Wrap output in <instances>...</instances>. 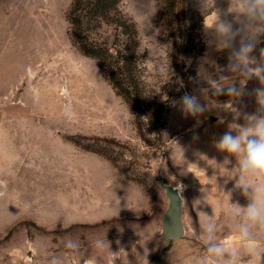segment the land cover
<instances>
[{
    "label": "rangeland",
    "instance_id": "rangeland-1",
    "mask_svg": "<svg viewBox=\"0 0 264 264\" xmlns=\"http://www.w3.org/2000/svg\"><path fill=\"white\" fill-rule=\"evenodd\" d=\"M71 1L0 0V264H109L113 253L114 264H198L203 246L192 232L204 220L199 211L214 210L219 239L239 246L231 203L247 200L234 188L238 177L230 179L235 170L220 166L228 154L215 143L229 125H242L241 114L258 113L256 76L228 71L230 49H219L206 27L211 13L197 32L204 51L191 71L171 58L159 23L164 0H121L137 29L146 91L166 107L161 131L148 125L141 138L99 62L73 46ZM261 49L264 36L251 53L256 63L264 62ZM221 76L238 95L215 93L211 81ZM185 94L206 110L186 116L178 103ZM229 159L232 169L236 159ZM162 185L181 195L178 240L160 236L168 204ZM104 238L109 249L98 251L94 242ZM68 239L78 252L65 247ZM256 242L264 245V236Z\"/></svg>",
    "mask_w": 264,
    "mask_h": 264
},
{
    "label": "clouds",
    "instance_id": "clouds-1",
    "mask_svg": "<svg viewBox=\"0 0 264 264\" xmlns=\"http://www.w3.org/2000/svg\"><path fill=\"white\" fill-rule=\"evenodd\" d=\"M215 4L216 0H207L204 4L205 9H212L210 15H214L212 24L206 23V27L214 29L219 49H230L228 71L244 77L254 75L264 81V62L256 63L251 55L259 38L264 36V0H227V9L223 11ZM222 15L224 18H221ZM229 15L231 19L227 18ZM261 56L264 57V49H261ZM220 80L219 83L211 81L216 94L225 92V85H228V95L239 94L230 77L221 76ZM257 98L261 106L258 113L246 115L244 125H229V130L215 143L220 152L228 154L220 166L226 172L235 170L230 179L238 177L234 188L247 200L244 206L239 202L231 203L235 217L232 228L239 246L226 245L219 239L221 227L214 210L212 214L199 211L198 216H203L204 220H198V227L194 226L192 232L193 238L203 246V255L198 264H264V245L256 242L258 236H264V89L257 90ZM178 103L186 116L196 117L206 110L205 105L189 94L182 96ZM225 107L231 108V104ZM233 156L236 164L228 169L226 166L232 163L229 157ZM218 190L223 191L219 187ZM226 194L230 201L231 193ZM94 246L98 251L109 249L106 238L97 239ZM65 247L75 253L80 245L68 239ZM117 258L113 253L109 264H114ZM85 264L95 262L85 261Z\"/></svg>",
    "mask_w": 264,
    "mask_h": 264
},
{
    "label": "trees",
    "instance_id": "trees-1",
    "mask_svg": "<svg viewBox=\"0 0 264 264\" xmlns=\"http://www.w3.org/2000/svg\"><path fill=\"white\" fill-rule=\"evenodd\" d=\"M121 0H72L66 15L77 51L99 62L108 84L129 106L141 138L148 125L163 127L166 107L147 93L138 68V33L134 22L119 9ZM227 0L216 1L225 7ZM200 0H164L159 23L171 45L173 63L193 71L204 48L196 40L204 18ZM106 29V31H103ZM103 34L105 36H103Z\"/></svg>",
    "mask_w": 264,
    "mask_h": 264
},
{
    "label": "water",
    "instance_id": "water-1",
    "mask_svg": "<svg viewBox=\"0 0 264 264\" xmlns=\"http://www.w3.org/2000/svg\"><path fill=\"white\" fill-rule=\"evenodd\" d=\"M227 87H225V90ZM216 120L217 118H212L213 122ZM161 187L165 192L168 204L162 217L160 236L167 240H178L184 234L181 218V195L176 188L168 185H162Z\"/></svg>",
    "mask_w": 264,
    "mask_h": 264
},
{
    "label": "crops",
    "instance_id": "crops-1",
    "mask_svg": "<svg viewBox=\"0 0 264 264\" xmlns=\"http://www.w3.org/2000/svg\"><path fill=\"white\" fill-rule=\"evenodd\" d=\"M255 87H256V92H257V90H259V89H264V81H262L260 78H258L257 76H256V85H255ZM226 91V90H225ZM247 114H246V112H244L243 114H241V118L242 119H244L243 120V122H242V125H244L245 123H246V119H245V116H246Z\"/></svg>",
    "mask_w": 264,
    "mask_h": 264
},
{
    "label": "bare ground",
    "instance_id": "bare-ground-1",
    "mask_svg": "<svg viewBox=\"0 0 264 264\" xmlns=\"http://www.w3.org/2000/svg\"><path fill=\"white\" fill-rule=\"evenodd\" d=\"M228 85H225V87H227Z\"/></svg>",
    "mask_w": 264,
    "mask_h": 264
}]
</instances>
